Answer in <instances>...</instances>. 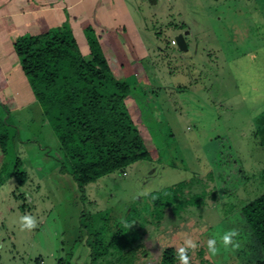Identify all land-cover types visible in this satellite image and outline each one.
Segmentation results:
<instances>
[{"label": "rangeland", "instance_id": "obj_1", "mask_svg": "<svg viewBox=\"0 0 264 264\" xmlns=\"http://www.w3.org/2000/svg\"><path fill=\"white\" fill-rule=\"evenodd\" d=\"M124 2L129 12L117 11V19L139 57L133 64L120 57L123 74L113 72L130 84L128 109L153 159L81 190L62 171L59 140L39 103H6L19 135L5 161L0 147V168L6 167L0 264H92L95 231L107 229L109 243L117 228L137 232L132 246L143 245L137 264H157L163 250L184 246L187 238L197 244L189 249L195 264L200 257L206 264H259L264 254L254 248L242 209L264 194V0ZM181 34L186 50L173 44ZM111 56L114 67L119 55ZM6 83L0 72V89ZM18 158L27 174L23 184L14 175ZM236 159L243 183L235 176ZM130 212L136 215L131 223ZM25 213L38 223L21 231L16 221ZM233 227L240 246L225 249L218 237ZM214 234L219 251L211 254L207 240ZM109 261L115 256L97 264Z\"/></svg>", "mask_w": 264, "mask_h": 264}, {"label": "trees", "instance_id": "obj_2", "mask_svg": "<svg viewBox=\"0 0 264 264\" xmlns=\"http://www.w3.org/2000/svg\"><path fill=\"white\" fill-rule=\"evenodd\" d=\"M94 31L91 26L85 29L89 59L83 56L68 22L39 34L22 35L13 44L43 116L59 140L62 171L71 174L81 190L138 160L153 159L128 109L130 84L114 74ZM11 128L14 133L10 136ZM18 135L19 130L10 122L9 110L0 99V147L4 161L9 142ZM235 162L236 179L243 183L245 173L237 159ZM5 174L4 164L0 168V185ZM14 175L19 184L27 179V174L19 168V158ZM132 212L127 215L130 223L136 217ZM242 212L257 241L254 248L260 247L264 254V194L244 206ZM127 230L117 228L109 243L107 229L95 231L92 264L108 255L115 256V261L108 264L140 262L143 245L134 248L132 243L138 234L136 231L128 234L130 229ZM202 258L199 264H206ZM257 262L264 264V256ZM157 264H178L176 249L163 250ZM190 264L195 263L190 260Z\"/></svg>", "mask_w": 264, "mask_h": 264}, {"label": "crops", "instance_id": "obj_3", "mask_svg": "<svg viewBox=\"0 0 264 264\" xmlns=\"http://www.w3.org/2000/svg\"><path fill=\"white\" fill-rule=\"evenodd\" d=\"M99 2L101 5H96ZM119 10L121 14L129 12L124 0H0V72L7 82L6 86L0 89V99L3 103H16L20 108L38 103L15 53L14 40L22 35L45 32L66 22L70 24L86 59L90 58V48L85 29L88 26L93 27L105 55H119L114 67L108 60L111 68L123 74V60L120 57H125L133 64L134 60L137 61L139 53L136 52L134 43L130 42L131 38H128L130 45L127 46V40L122 36L126 35V30L123 25H119L120 21L116 15ZM114 25L117 26L115 32ZM119 30L125 32L120 33ZM114 56H111L112 61ZM43 121H46L44 116Z\"/></svg>", "mask_w": 264, "mask_h": 264}, {"label": "clouds", "instance_id": "obj_4", "mask_svg": "<svg viewBox=\"0 0 264 264\" xmlns=\"http://www.w3.org/2000/svg\"><path fill=\"white\" fill-rule=\"evenodd\" d=\"M18 224L19 230H32L37 226L38 220L37 217L25 213L19 215L18 220L16 221ZM220 244L225 248L236 249L240 246V230L238 228H229L222 231L218 237ZM217 236L214 234L211 238L207 240V251L208 253L215 254L219 251L217 247ZM197 247L196 242L187 238L184 241V246H180L176 249V258L178 260V264H190V256L188 254L189 249H193Z\"/></svg>", "mask_w": 264, "mask_h": 264}, {"label": "water", "instance_id": "obj_5", "mask_svg": "<svg viewBox=\"0 0 264 264\" xmlns=\"http://www.w3.org/2000/svg\"><path fill=\"white\" fill-rule=\"evenodd\" d=\"M176 41L181 49L186 50L188 48L184 34L178 35Z\"/></svg>", "mask_w": 264, "mask_h": 264}, {"label": "built area", "instance_id": "obj_6", "mask_svg": "<svg viewBox=\"0 0 264 264\" xmlns=\"http://www.w3.org/2000/svg\"><path fill=\"white\" fill-rule=\"evenodd\" d=\"M176 43H177V41H176V40H174V41H173V44H176Z\"/></svg>", "mask_w": 264, "mask_h": 264}]
</instances>
